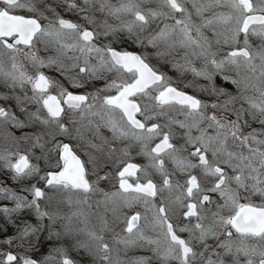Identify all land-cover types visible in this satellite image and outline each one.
<instances>
[{
    "label": "snow or ice",
    "instance_id": "1",
    "mask_svg": "<svg viewBox=\"0 0 264 264\" xmlns=\"http://www.w3.org/2000/svg\"><path fill=\"white\" fill-rule=\"evenodd\" d=\"M0 88L5 243L67 244L0 264H264V0H0Z\"/></svg>",
    "mask_w": 264,
    "mask_h": 264
},
{
    "label": "flooded vegetation",
    "instance_id": "2",
    "mask_svg": "<svg viewBox=\"0 0 264 264\" xmlns=\"http://www.w3.org/2000/svg\"><path fill=\"white\" fill-rule=\"evenodd\" d=\"M61 14L64 15L65 18L67 19H71L72 21L74 22H80V23H83L82 21H80L78 15H76L75 13H72V12H64L61 10ZM119 47L121 48H126L127 50L129 51H140L139 48L135 47L134 45H131L130 43H124V44H120L118 45ZM150 62L155 65L157 68H159L161 71L165 72L168 76H170L173 81L176 82V85L179 86L180 88H182L184 91L188 92L189 94L191 95H196L202 99H206V97L200 93L198 91V89H195V88H192V87H189V88H184L183 86V82L187 79V80H190L191 79V76L190 74H187L185 76H181L180 73L176 72L174 69L171 68L170 65H165L163 63H158L157 60L155 58H151L150 59ZM48 75L52 76V77H57L58 78V74L54 71H48L47 72ZM218 84L222 87H225L227 88L228 90L232 91L233 90V87L232 85L228 84V83H225L224 81L222 80H219L218 79ZM65 86L69 88V91H73L75 93H80V92H84V91H91L92 89L89 87L87 89H73L71 88L67 82L65 81ZM99 86V84H98ZM5 91L3 88H0V92H3ZM143 103V101H141ZM0 103H3L2 101H0ZM20 133L19 132H16V135H19ZM107 134V133H106ZM110 135V134H109ZM58 140L64 142V143H70L72 146H73V149L74 151L77 152L78 155L81 156L82 159H86V157L84 156V150L82 149V146L80 145V143L76 140H70L68 139L67 137H58ZM174 143H183L182 140L180 141H173ZM194 149H192L191 147L189 148V151H192ZM36 154L39 155V150H36ZM55 159H56V154L53 153L52 154V160L49 161V165L50 166H53L54 167V164H55ZM123 159L127 160L128 162H131V163H136V164H139V165H146L147 164V160L143 157V156H140L137 154V152L134 150L131 154V157L130 158H127V157H124ZM33 163H38L42 169V172H41V175L44 174V171L47 170V167L45 165V162L44 160H40V161H35L33 160L32 161ZM165 166L169 169V171H172V165L169 161L166 160L165 162ZM90 167V166H89ZM107 171H110L112 173V175L110 176L109 180L108 181H102L100 186L102 188H104L105 190H114L113 189V185L115 186H118V178L116 177L115 175V167H109L107 169H105ZM0 173L2 175V182H4L7 186L9 187H13V188H18L19 186L17 184H15L11 179H10V176L9 175H6L4 170L0 169ZM103 174V173H101ZM139 175V174H138ZM176 179H182V177L177 174ZM90 180H95V177L94 176H90L89 177ZM153 179L155 182L159 183L160 182V177L158 174H155L153 173ZM37 181L36 180H32V181H25V183H36ZM131 182V181H130ZM42 184V182H41ZM2 203H6L7 201H1ZM257 203H259V201H256ZM34 221H35V218H34ZM8 220L5 222L6 225L8 224ZM35 223V222H34ZM119 230V229H117ZM183 236L186 237L187 234H182ZM17 247V244L15 245ZM82 256L81 259L79 260V263L78 264H87L88 262V257L84 256L82 253H80Z\"/></svg>",
    "mask_w": 264,
    "mask_h": 264
},
{
    "label": "rangeland",
    "instance_id": "3",
    "mask_svg": "<svg viewBox=\"0 0 264 264\" xmlns=\"http://www.w3.org/2000/svg\"><path fill=\"white\" fill-rule=\"evenodd\" d=\"M2 175L0 173V182H2ZM9 187V186H8ZM1 202V201H0ZM7 204L8 206H11L9 202L6 203H0V205ZM8 218H5L3 214H0V251L4 250H11L16 253H26L31 255L33 258L42 260L44 256H46L54 246H57L59 244H63V246H67V244L63 241H57L55 238L52 240H49L47 238V232L40 234V244L37 250L28 251L26 252V249L16 247L15 245L19 243V241H14L11 246L5 243L6 240H8L11 237H15L17 233V227L16 225L19 223V219H17L15 216L12 218V221L8 222L6 225V221ZM30 222L34 223V216L30 218ZM70 255L77 260V264L79 263V260L82 256H80V253H77L75 251H71Z\"/></svg>",
    "mask_w": 264,
    "mask_h": 264
},
{
    "label": "trees",
    "instance_id": "4",
    "mask_svg": "<svg viewBox=\"0 0 264 264\" xmlns=\"http://www.w3.org/2000/svg\"><path fill=\"white\" fill-rule=\"evenodd\" d=\"M1 203V202H0Z\"/></svg>",
    "mask_w": 264,
    "mask_h": 264
}]
</instances>
